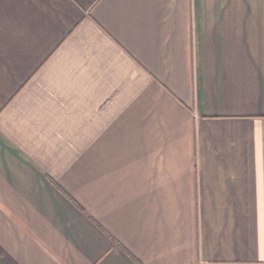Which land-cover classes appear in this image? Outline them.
<instances>
[{
  "label": "crops",
  "instance_id": "obj_1",
  "mask_svg": "<svg viewBox=\"0 0 264 264\" xmlns=\"http://www.w3.org/2000/svg\"><path fill=\"white\" fill-rule=\"evenodd\" d=\"M0 264H264V0H0Z\"/></svg>",
  "mask_w": 264,
  "mask_h": 264
}]
</instances>
